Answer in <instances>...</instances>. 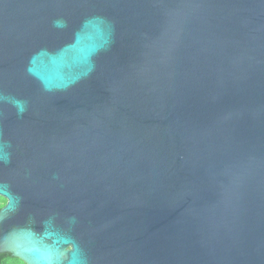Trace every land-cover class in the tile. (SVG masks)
<instances>
[{"label": "water", "instance_id": "95a60500", "mask_svg": "<svg viewBox=\"0 0 264 264\" xmlns=\"http://www.w3.org/2000/svg\"><path fill=\"white\" fill-rule=\"evenodd\" d=\"M0 253L264 264V0H0Z\"/></svg>", "mask_w": 264, "mask_h": 264}, {"label": "rangeland", "instance_id": "374dc122", "mask_svg": "<svg viewBox=\"0 0 264 264\" xmlns=\"http://www.w3.org/2000/svg\"><path fill=\"white\" fill-rule=\"evenodd\" d=\"M3 197L0 196V205H4L6 203V199L5 200H1ZM5 264H26L25 262H23L21 259H16L15 257H12L8 260L7 263Z\"/></svg>", "mask_w": 264, "mask_h": 264}, {"label": "trees", "instance_id": "16d2710c", "mask_svg": "<svg viewBox=\"0 0 264 264\" xmlns=\"http://www.w3.org/2000/svg\"><path fill=\"white\" fill-rule=\"evenodd\" d=\"M1 200H5V199H1ZM3 205H0V208L2 207ZM13 256L9 253H0V264H5L8 262V260L10 258H12ZM16 259H19V258H16Z\"/></svg>", "mask_w": 264, "mask_h": 264}]
</instances>
